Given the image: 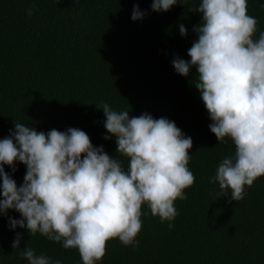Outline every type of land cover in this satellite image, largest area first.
Segmentation results:
<instances>
[{
  "label": "trees",
  "instance_id": "16d2710c",
  "mask_svg": "<svg viewBox=\"0 0 264 264\" xmlns=\"http://www.w3.org/2000/svg\"><path fill=\"white\" fill-rule=\"evenodd\" d=\"M198 2V0H197ZM152 0H0V139L15 121L48 132L69 127L85 131L96 147L116 154L115 138L104 128L106 119L97 106L107 102L130 116L149 113L174 121L193 147L188 167L195 183L185 189L186 200L174 203L179 215L173 227L153 217L147 205L135 249L110 240L97 264H264V176L245 188L241 201L221 196L210 183L217 165L234 153L230 138L218 142L197 83L196 69L188 77L176 73L171 61L187 52L197 39L193 27L201 15L191 11L192 0H177L167 12H153ZM146 12L131 19L134 5ZM248 15L258 20L256 38L264 32V0H247ZM32 8V15L28 9ZM187 29L181 36L179 25ZM17 185L26 166L17 171L4 166ZM2 198V197H0ZM9 210L0 216V264H28L20 251L28 242L62 264H83L77 249H64L26 228L11 230ZM22 234L20 249L11 247Z\"/></svg>",
  "mask_w": 264,
  "mask_h": 264
},
{
  "label": "clouds",
  "instance_id": "9594fccd",
  "mask_svg": "<svg viewBox=\"0 0 264 264\" xmlns=\"http://www.w3.org/2000/svg\"><path fill=\"white\" fill-rule=\"evenodd\" d=\"M192 2L191 11L201 15V22L193 27L197 39L188 49L190 60L176 55L171 63L184 77L196 69L194 86L212 121L210 131L218 142L227 137L234 144V153L219 162L209 182L218 183L221 196L231 194L229 203L238 202L246 186L264 176V32L256 38L258 20L248 15L247 0ZM176 4L152 0L151 10L167 12ZM32 12L28 9V15ZM145 15L134 5L133 21ZM179 31L187 36L183 24ZM97 108L106 118L109 135L103 138H115L126 168L79 128L43 132L15 121L0 139V216L14 210L21 218L9 217L11 230L26 228L30 237L39 233L64 249H77L83 264L101 261L110 240L137 248L145 204L171 229L179 215L174 203L187 199L185 189L196 179L188 167L192 138L174 121L149 113L130 116L107 102ZM17 162L26 166L19 186L4 167L15 172ZM21 240L17 233L14 251ZM27 245L19 256L28 264H62Z\"/></svg>",
  "mask_w": 264,
  "mask_h": 264
}]
</instances>
